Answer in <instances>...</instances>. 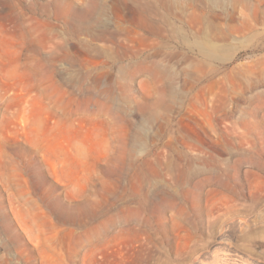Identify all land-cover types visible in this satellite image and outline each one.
<instances>
[{"label": "rangeland", "instance_id": "rangeland-1", "mask_svg": "<svg viewBox=\"0 0 264 264\" xmlns=\"http://www.w3.org/2000/svg\"><path fill=\"white\" fill-rule=\"evenodd\" d=\"M0 264H264V0H0Z\"/></svg>", "mask_w": 264, "mask_h": 264}, {"label": "bare ground", "instance_id": "bare-ground-1", "mask_svg": "<svg viewBox=\"0 0 264 264\" xmlns=\"http://www.w3.org/2000/svg\"><path fill=\"white\" fill-rule=\"evenodd\" d=\"M147 22V21H146ZM148 23V22H147ZM146 24V23H145ZM147 26H148V24H147ZM212 48H213V46H212ZM200 51H201V53H203V54H205L206 55V53H208L203 47H201V49H200Z\"/></svg>", "mask_w": 264, "mask_h": 264}]
</instances>
